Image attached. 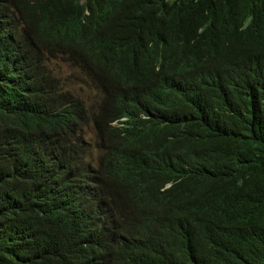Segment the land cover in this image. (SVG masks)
Here are the masks:
<instances>
[{"label": "trees", "instance_id": "obj_1", "mask_svg": "<svg viewBox=\"0 0 264 264\" xmlns=\"http://www.w3.org/2000/svg\"><path fill=\"white\" fill-rule=\"evenodd\" d=\"M79 2L66 1L68 21L75 25L89 11L96 59L110 72L145 68L151 49L169 40L157 75L135 86L138 94L153 97L129 110L112 105L108 112L124 113L131 125L164 137L157 151L172 154V163L205 171L213 202L236 216L212 243L188 247L144 235L133 242L132 254L106 243L101 252L125 262L110 264H264V0ZM24 5L49 3L0 0V52L16 40L36 46L19 34ZM246 20L255 40L239 30ZM197 29L206 33L201 40H177L193 41ZM220 39L236 47L232 56L220 41L218 51ZM120 83L107 75L100 87L106 92ZM140 113L151 118L140 119ZM31 125L17 111L0 116V264H88L84 253L97 247V224L82 218L75 200L84 198L65 180L51 192L53 168L33 149L24 130ZM145 177H153L159 190L169 180L167 166L154 162L130 186L139 188ZM170 201L165 191L152 206L167 207Z\"/></svg>", "mask_w": 264, "mask_h": 264}, {"label": "clouds", "instance_id": "obj_2", "mask_svg": "<svg viewBox=\"0 0 264 264\" xmlns=\"http://www.w3.org/2000/svg\"><path fill=\"white\" fill-rule=\"evenodd\" d=\"M44 1L48 7L24 5L22 9L19 34L26 33L36 46L20 45L16 40L0 52V116L17 111L32 122L24 130L33 149L52 165L51 192L57 193L62 180L68 188L80 191L84 200L78 197L75 203L82 218L97 224L93 241L97 247L86 251L83 259L88 264L125 263L107 258L100 246L110 244L129 255L133 242L144 235L174 244L181 241L188 247L214 242L236 216L213 202L205 171L172 163V154L157 151L164 137L145 126L131 125L124 113L108 112L112 105L129 110L140 100L153 97L138 94L135 86L157 75L169 40L151 49L150 64L145 68L122 66L110 72L96 59L89 11L85 9L80 21L70 25L67 0ZM10 12L18 17L14 8ZM248 23L243 22L239 30L252 38ZM193 31V41L177 40L194 43L206 34L202 29ZM217 41L233 55L236 47L228 48L220 39L215 40L217 49ZM107 75L121 83L103 92L100 81ZM126 78L132 82L124 83ZM138 117L151 118L143 113ZM154 162L167 166L169 180L159 190L153 177H145L137 189L131 187ZM165 191L170 193L169 205L154 208L153 199ZM99 220H103L102 227Z\"/></svg>", "mask_w": 264, "mask_h": 264}]
</instances>
